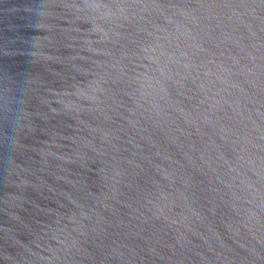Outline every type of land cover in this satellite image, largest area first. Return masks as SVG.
<instances>
[{"label": "water", "instance_id": "95a60500", "mask_svg": "<svg viewBox=\"0 0 264 264\" xmlns=\"http://www.w3.org/2000/svg\"><path fill=\"white\" fill-rule=\"evenodd\" d=\"M0 264H264V0H0Z\"/></svg>", "mask_w": 264, "mask_h": 264}]
</instances>
